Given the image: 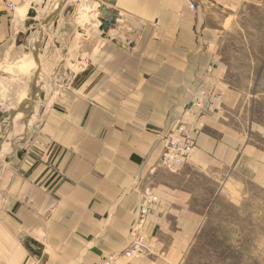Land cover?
Instances as JSON below:
<instances>
[{"label": "crops", "instance_id": "crops-1", "mask_svg": "<svg viewBox=\"0 0 264 264\" xmlns=\"http://www.w3.org/2000/svg\"><path fill=\"white\" fill-rule=\"evenodd\" d=\"M97 4L106 31L85 16ZM248 7L264 13V0H0V264H179L206 181L264 190V128L244 123L219 55ZM202 93L215 110L187 120L191 160L163 168L160 134ZM148 193L151 254L119 258Z\"/></svg>", "mask_w": 264, "mask_h": 264}, {"label": "rangeland", "instance_id": "rangeland-1", "mask_svg": "<svg viewBox=\"0 0 264 264\" xmlns=\"http://www.w3.org/2000/svg\"><path fill=\"white\" fill-rule=\"evenodd\" d=\"M102 7L85 10V16L94 11L103 17ZM73 8L69 5L67 13ZM219 55L228 86L242 94L244 123L264 128V13L248 7L237 14L220 38ZM74 68L69 64L66 70L49 68L45 73L63 77ZM6 69L13 72L8 76L24 72L17 66ZM233 184L236 191L205 182L203 195L196 199L205 210L204 221L179 264H264V190L248 183Z\"/></svg>", "mask_w": 264, "mask_h": 264}, {"label": "built area", "instance_id": "built-area-1", "mask_svg": "<svg viewBox=\"0 0 264 264\" xmlns=\"http://www.w3.org/2000/svg\"><path fill=\"white\" fill-rule=\"evenodd\" d=\"M189 7L195 10V0H188ZM13 8L11 4H8ZM202 97H195L184 108L181 115L165 133L160 134L162 142V154L159 165L168 170H177L187 164L194 153V137L198 134V127L190 125L187 120H196L205 113L215 110L214 100L207 98L204 93ZM206 98V99H205ZM158 201L153 194H144L140 201L136 222L130 231V245L125 249L119 258L137 259L151 254V248L147 244L145 224L147 217ZM113 256L106 257L101 264H115Z\"/></svg>", "mask_w": 264, "mask_h": 264}, {"label": "water", "instance_id": "water-1", "mask_svg": "<svg viewBox=\"0 0 264 264\" xmlns=\"http://www.w3.org/2000/svg\"><path fill=\"white\" fill-rule=\"evenodd\" d=\"M103 2H105V4L107 5H110V6H114L115 4V0H102ZM101 11H102V16L105 18H100L99 19V22H100V31H106L108 26H109V23L110 22H113V19H110L107 15H108V12L107 10L105 9V7H102L101 8ZM28 17L29 18H32L34 17V10H31L28 14Z\"/></svg>", "mask_w": 264, "mask_h": 264}, {"label": "bare ground", "instance_id": "bare-ground-1", "mask_svg": "<svg viewBox=\"0 0 264 264\" xmlns=\"http://www.w3.org/2000/svg\"><path fill=\"white\" fill-rule=\"evenodd\" d=\"M98 5V4H97ZM99 6V5H98Z\"/></svg>", "mask_w": 264, "mask_h": 264}]
</instances>
